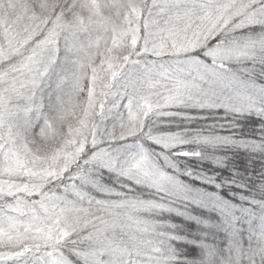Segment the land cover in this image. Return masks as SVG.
Masks as SVG:
<instances>
[{"label": "snow or ice", "instance_id": "snow-or-ice-1", "mask_svg": "<svg viewBox=\"0 0 264 264\" xmlns=\"http://www.w3.org/2000/svg\"><path fill=\"white\" fill-rule=\"evenodd\" d=\"M0 264H264V0H0Z\"/></svg>", "mask_w": 264, "mask_h": 264}]
</instances>
